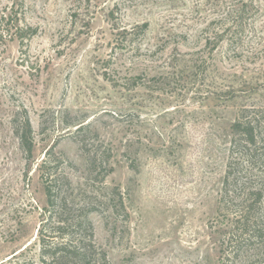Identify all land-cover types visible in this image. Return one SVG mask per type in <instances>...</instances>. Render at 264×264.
Instances as JSON below:
<instances>
[{
  "label": "rangeland",
  "instance_id": "rangeland-1",
  "mask_svg": "<svg viewBox=\"0 0 264 264\" xmlns=\"http://www.w3.org/2000/svg\"><path fill=\"white\" fill-rule=\"evenodd\" d=\"M0 33V264H41L49 152L108 264H221L230 126L264 108V0H0ZM242 170L233 189H264V165Z\"/></svg>",
  "mask_w": 264,
  "mask_h": 264
},
{
  "label": "trees",
  "instance_id": "trees-1",
  "mask_svg": "<svg viewBox=\"0 0 264 264\" xmlns=\"http://www.w3.org/2000/svg\"><path fill=\"white\" fill-rule=\"evenodd\" d=\"M243 8L232 11L229 19ZM1 20H5L4 17ZM35 30L27 28L24 33L16 29L13 33L19 41L31 38ZM0 33V39L2 38ZM259 118L264 120V108H242L230 126L229 156L222 181L218 202V213L233 208L229 217L226 234L223 239L221 264H264V199L263 188H254L248 179L241 181V190L233 189L232 182H239L243 168L257 170L264 165V135L260 131ZM264 124V122H263ZM77 128L76 133L82 131ZM20 147L27 158L33 148V131L27 116L19 129L15 131ZM51 153H46L39 166L43 183L48 215L43 229L39 233V256L41 264H108L105 253L98 251L93 242V231L88 213L92 207H80L75 214L65 197H60L58 188L61 180L69 187L67 178L58 173L60 161H55ZM108 157L102 152L93 151L87 156L91 169L106 170ZM107 172H104V175ZM246 174V173H244ZM47 232L43 235L44 228Z\"/></svg>",
  "mask_w": 264,
  "mask_h": 264
}]
</instances>
